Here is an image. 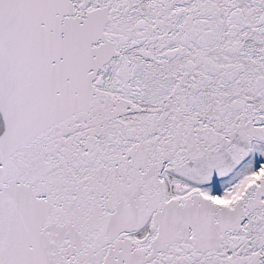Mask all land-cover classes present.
Masks as SVG:
<instances>
[{
	"label": "snow or ice",
	"instance_id": "6c2138e0",
	"mask_svg": "<svg viewBox=\"0 0 264 264\" xmlns=\"http://www.w3.org/2000/svg\"><path fill=\"white\" fill-rule=\"evenodd\" d=\"M0 264H264V0H0Z\"/></svg>",
	"mask_w": 264,
	"mask_h": 264
}]
</instances>
